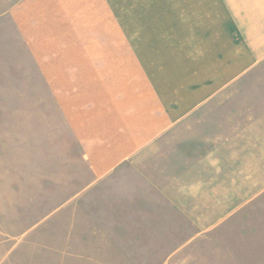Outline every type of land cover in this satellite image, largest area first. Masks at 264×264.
<instances>
[{
  "label": "crops",
  "instance_id": "0c3cea01",
  "mask_svg": "<svg viewBox=\"0 0 264 264\" xmlns=\"http://www.w3.org/2000/svg\"><path fill=\"white\" fill-rule=\"evenodd\" d=\"M192 12L191 0H0V140L25 142L43 219L72 210L86 236L158 235L162 205H176L168 180L193 162L160 146L191 142L214 102L177 31Z\"/></svg>",
  "mask_w": 264,
  "mask_h": 264
},
{
  "label": "rangeland",
  "instance_id": "374dc122",
  "mask_svg": "<svg viewBox=\"0 0 264 264\" xmlns=\"http://www.w3.org/2000/svg\"><path fill=\"white\" fill-rule=\"evenodd\" d=\"M191 1V29L177 31L193 37L194 88L202 62L214 102L191 142L160 146L193 162L168 180L176 205H162L158 235L86 236L72 210L43 219L25 142L0 140V264H264V0Z\"/></svg>",
  "mask_w": 264,
  "mask_h": 264
}]
</instances>
